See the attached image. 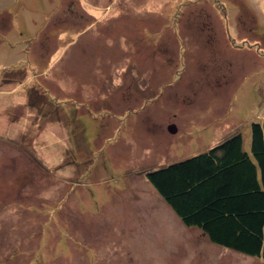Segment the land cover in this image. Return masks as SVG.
Segmentation results:
<instances>
[{"label":"rangeland","instance_id":"374dc122","mask_svg":"<svg viewBox=\"0 0 264 264\" xmlns=\"http://www.w3.org/2000/svg\"><path fill=\"white\" fill-rule=\"evenodd\" d=\"M0 2L17 5L0 15V264H264L145 178L236 132L247 148L264 0Z\"/></svg>","mask_w":264,"mask_h":264},{"label":"trees","instance_id":"16d2710c","mask_svg":"<svg viewBox=\"0 0 264 264\" xmlns=\"http://www.w3.org/2000/svg\"><path fill=\"white\" fill-rule=\"evenodd\" d=\"M145 178L187 227L213 244L264 259V116L189 157L149 169Z\"/></svg>","mask_w":264,"mask_h":264},{"label":"crops","instance_id":"0c3cea01","mask_svg":"<svg viewBox=\"0 0 264 264\" xmlns=\"http://www.w3.org/2000/svg\"><path fill=\"white\" fill-rule=\"evenodd\" d=\"M116 1V0H115ZM125 2L127 3V5H128V2H131V0H125ZM1 3V2H0ZM30 3V2H29ZM6 4H7V6H5L4 4H3V6L0 4V15H3V14H5V12H8L9 14H11V17L12 18H15V12H14V9L17 7V5H14V6H12V4H10V3H7L6 2ZM33 4V3H32ZM23 5H26L28 8H30V5L27 3V2H22V6ZM132 4H130V5H128V6H131ZM28 8H27V10H28ZM129 8H131V7H129ZM95 16V15H94ZM14 20V19H13ZM15 21V20H14ZM112 26V28H114V30L115 29H117L118 27H119V25L116 23V24H114V25H110V27ZM102 27H104V25H101L100 26V28H102ZM52 78V77H51ZM42 81L43 80H41L40 81V83H42ZM38 86H40L38 83H36ZM17 90H15V89H13V88H11L10 89V87H6V93L5 94H7V93H9V95L10 94H14V93H17L16 92ZM24 92H21V93H19V94H17V96H22V94H23ZM2 98V96L0 95V99ZM20 100H23V98L21 99H18V101H20ZM17 102V101H16ZM14 103L15 102H12V103H10L9 105H7V101H6V104L4 105V107L5 108H7L8 109V107H11L12 105H14Z\"/></svg>","mask_w":264,"mask_h":264},{"label":"water","instance_id":"95a60500","mask_svg":"<svg viewBox=\"0 0 264 264\" xmlns=\"http://www.w3.org/2000/svg\"><path fill=\"white\" fill-rule=\"evenodd\" d=\"M169 130L172 131V132H174V131H175V127L171 125V126L169 127Z\"/></svg>","mask_w":264,"mask_h":264}]
</instances>
